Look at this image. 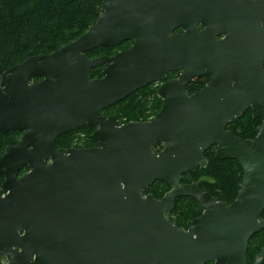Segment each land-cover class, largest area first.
<instances>
[{
    "label": "water",
    "instance_id": "1",
    "mask_svg": "<svg viewBox=\"0 0 264 264\" xmlns=\"http://www.w3.org/2000/svg\"><path fill=\"white\" fill-rule=\"evenodd\" d=\"M102 2L75 40L0 75V133H21L0 155V255L7 264H248V241L264 229V0ZM126 41L112 56L86 55ZM157 82L153 119L100 115ZM248 109L261 123L242 139L226 126ZM83 124L98 147L56 148ZM211 146L242 170L230 204L199 182L181 184L207 165ZM155 181L169 185L160 199L146 193ZM180 197L201 211L185 228L167 218ZM263 258L264 246L252 264Z\"/></svg>",
    "mask_w": 264,
    "mask_h": 264
},
{
    "label": "trees",
    "instance_id": "2",
    "mask_svg": "<svg viewBox=\"0 0 264 264\" xmlns=\"http://www.w3.org/2000/svg\"><path fill=\"white\" fill-rule=\"evenodd\" d=\"M102 10V0H0V75L7 68L24 61L29 56L52 53L75 40L95 23ZM130 44L131 41H126L116 47H98L87 52L86 55L90 58L102 54L111 55L127 48ZM100 70L101 67L91 69V77H98ZM207 81L208 78L205 76L195 78L186 89L192 93L203 88ZM151 87L153 86L146 85L111 106L110 109L119 106L118 113H114L118 120L122 121L121 118L124 117L127 121L122 122L146 121L142 120L145 119L146 112L153 117L160 109L161 99L157 96L156 87ZM260 123V119H254L248 109L235 122L229 123L227 128L233 130L234 134L242 139H253ZM80 129H86L89 134L91 133V128L82 126ZM70 133L72 132L67 134ZM67 134L58 137L56 146L58 140ZM18 137V131L0 133V155L5 147L15 144ZM159 147L161 148V145L157 144L155 150H159ZM204 157L207 165L197 168L195 173H184L181 176V183L199 181L202 191L230 204L240 189L242 178L240 165L234 159H216L214 147H209L204 152ZM2 181L3 178L0 177V186ZM168 189L167 183L155 181L147 192L158 197L154 193L160 191L161 197ZM2 193L3 190L0 188V195ZM175 214L179 218L177 222L171 220V216ZM199 214L198 204L193 198L180 197L175 200V207L168 217L173 224L184 226L188 219ZM262 215L264 216V212ZM263 246L264 229L248 241L246 252L248 264L253 263ZM3 259L0 255V264Z\"/></svg>",
    "mask_w": 264,
    "mask_h": 264
},
{
    "label": "flooded vegetation",
    "instance_id": "3",
    "mask_svg": "<svg viewBox=\"0 0 264 264\" xmlns=\"http://www.w3.org/2000/svg\"><path fill=\"white\" fill-rule=\"evenodd\" d=\"M176 32H180V31H176ZM131 43H132V41H131ZM131 45V44H130ZM129 45V46H130ZM128 46V47H129ZM127 47V48H128ZM126 49V48H125ZM121 50H123V49H121ZM120 51V50H119ZM118 52V51H117ZM116 52V53H117ZM115 53H113V54H111L110 56H112V55H114ZM102 55H104V54H102ZM99 56H101V55H99ZM95 57H98V56H95ZM93 58V57H92ZM101 67V70L103 69V66H100ZM101 70H100V72H101ZM100 74V73H99ZM100 76V75H99ZM98 76V77H99ZM175 76H176V72H169L168 74H167V76H166V79L167 80H170V79H173V78H175ZM91 78H96V77H91ZM41 79L42 78H32L29 82H30V84H35V83H38V82H40L41 81ZM208 82V81H207ZM191 83V82H190ZM162 84V82H157V83H150V84H147V85H150V86H153V87H156V92H157V89H158V87L160 86ZM207 84V83H206ZM205 84V85H206ZM188 85V84H187ZM204 85V86H205ZM145 87V86H144ZM202 89V88H201ZM198 90H200V89H198ZM188 91V90H187ZM195 91H197V90H195ZM195 91H193V92H195ZM192 92V93H193ZM191 92L189 93V91H188V94L189 95H191L192 94ZM158 96V95H157ZM159 97V96H158ZM160 98V97H159ZM161 99V98H160ZM161 104H162V99H161ZM114 105V104H113ZM113 105H111V106H113ZM111 106H109L108 108H106V109H104V110H102L101 112H100V115L101 116H104V117H109L110 115H115L114 113L112 114V113H110V114H106V112L110 109V107ZM160 108H161V106H160ZM160 110V109H159ZM158 110V111H159ZM156 115V114H155ZM154 115V116H155ZM116 116V115H115ZM154 116L151 118V119H153L154 118ZM117 117V116H116ZM118 119V118H117ZM150 119V120H151ZM120 121V120H119ZM147 121V120H146ZM122 124H124V123H128V122H144V121H128V122H122V121H120ZM82 126H85V127H88L86 124H83V125H81L80 127H78L77 129H75V130H73V131H70V132H75V131H78ZM228 126V125H227ZM227 126H226V129H228L227 128ZM88 128H91V127H88ZM95 130V128H91V133H90V139H91V134L93 133V131ZM19 132V131H18ZM69 133V132H68ZM67 134V133H66ZM63 135V134H62ZM20 136H21V133L19 132V137H18V140H17V142L19 141V139H20ZM61 136V135H60ZM59 136V137H60ZM58 139V138H57ZM56 139V140H57ZM92 140V139H91ZM93 141V145H90V146H82V147H68V148H77V149H89V148H95V147H98L99 145H98V143L96 142V141H94V140H92ZM17 142L15 143V144H17ZM15 144H13V145H15ZM161 145V144H160ZM8 146H11V145H8ZM55 146H56V141H55ZM211 147H214V146H211ZM6 148V147H5ZM56 148H62V147H57L56 146ZM156 148V147H155ZM64 149H67V148H64ZM162 149V145H161V148L159 149V150H157V151H160ZM206 151V150H205ZM204 151V152H205ZM214 152H215V147H214ZM203 155H204V153H203ZM29 171V168L28 167H24L21 171H20V173H19V177L20 176H23V175H25L27 172ZM195 182H199V181H193V182H187L188 184H192V183H195ZM181 184H185V183H181ZM150 187V186H149ZM148 187V188H149ZM199 188H200V182H199ZM201 189V188H200ZM169 190V189H168ZM167 190V191H168ZM166 191V192H167ZM204 192H206V191H204ZM4 193V192H3ZM146 193H148V192H146ZM165 193V192H164ZM151 194V193H150ZM3 195V194H2ZM144 195H145V193H144ZM164 195V194H163ZM162 195V196H163ZM161 196V197H162ZM154 197V196H153ZM161 197H159V198H156V197H154V198H156V199H160ZM214 197V196H213ZM177 199V198H176ZM175 199V200H176ZM217 199V198H216ZM219 201V200H218ZM199 208V207H198ZM200 210V209H199ZM172 213V212H171ZM171 213H168L167 214V218L169 219V217H168V215L169 214H171ZM200 214H201V211H200ZM199 214V215H200ZM198 215V216H199ZM198 216H196V217H198ZM196 217H194V218H196ZM264 217V216H263ZM191 219H193V218H191ZM170 220V219H169ZM188 220H190V219H188ZM187 222V221H186ZM173 223V222H172ZM185 226H179V227H183V228H185L186 227V223L184 224ZM177 226V225H176Z\"/></svg>",
    "mask_w": 264,
    "mask_h": 264
},
{
    "label": "rangeland",
    "instance_id": "4",
    "mask_svg": "<svg viewBox=\"0 0 264 264\" xmlns=\"http://www.w3.org/2000/svg\"><path fill=\"white\" fill-rule=\"evenodd\" d=\"M102 54V53H101ZM153 88V87H151ZM152 98V97H151ZM150 98V99H151ZM119 111V106H116L114 108L109 109L106 114H110V113H118ZM145 119L142 118V120H150L152 118V116H149L148 113L146 112V115L144 117ZM122 121H127L126 118L122 117L121 118ZM89 133L88 130L86 129H80L78 131L72 132L70 134H67L66 136H63L62 138H60L57 142V146L58 147H62V148H68V147H82V146H90L93 145V141H89ZM160 148V147H159ZM160 191H158L157 193H154L155 196H158L156 198H159L160 196ZM4 194V193H2ZM178 216L172 215L171 216V220L173 222H177L178 221ZM185 226V225H184ZM4 258V257H3ZM2 264H7L6 259L4 258L2 260Z\"/></svg>",
    "mask_w": 264,
    "mask_h": 264
}]
</instances>
